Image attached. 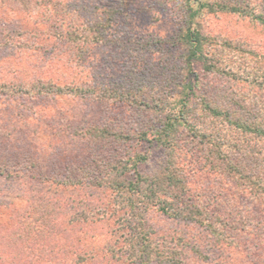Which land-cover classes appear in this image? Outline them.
Masks as SVG:
<instances>
[{
  "label": "rangeland",
  "instance_id": "rangeland-1",
  "mask_svg": "<svg viewBox=\"0 0 264 264\" xmlns=\"http://www.w3.org/2000/svg\"><path fill=\"white\" fill-rule=\"evenodd\" d=\"M14 1L0 18V264H129L130 212L101 182L122 170L127 180L151 174L165 157L187 179L184 199L251 228L234 244L214 242L196 222L149 207L146 226L173 264H264V207L208 170L189 129L171 147L154 133L166 116L199 112L211 86L251 102L264 82L253 57L264 53V0ZM60 26L82 39L51 36ZM188 29L204 38L194 59L182 43ZM41 76L68 90H10ZM136 90L145 102L116 99Z\"/></svg>",
  "mask_w": 264,
  "mask_h": 264
},
{
  "label": "trees",
  "instance_id": "trees-1",
  "mask_svg": "<svg viewBox=\"0 0 264 264\" xmlns=\"http://www.w3.org/2000/svg\"><path fill=\"white\" fill-rule=\"evenodd\" d=\"M186 1L196 2L197 0ZM14 2L24 7L28 2L33 3L34 7L42 4V2L37 3L36 0H16ZM5 5H9L7 0H0V18L2 19L4 12L1 9ZM229 10L240 13L241 8L221 7V11ZM41 16L38 14V17ZM62 17L66 20L65 14ZM50 21L51 19H48V22ZM40 23H43V20ZM75 31L76 29H73L72 34L68 28L64 29L60 26L56 30L57 34L52 31L51 36L60 40L63 38L66 41L70 38L71 41L81 40L80 34ZM95 37H90L93 42ZM203 39L199 29H188L183 35L182 43L189 47L188 51L192 59L199 57ZM256 56L263 64L259 70L264 73V53L253 55V57ZM215 62L210 64L209 72L217 71ZM217 69L221 71L222 68L218 66ZM44 79L46 81H43ZM61 84L53 83L52 77L41 76L21 88L15 87L17 90H10L14 94L21 90L34 95L50 93L57 95L63 89L68 90L65 83L61 82ZM257 85L261 86L254 96H250L251 102L245 105L242 93H231L229 85L211 86L209 92L199 100V112L191 111L190 115L184 116L182 114L184 111H182L173 116H166L165 121L159 124L154 133L158 136L161 145L171 147L173 142L179 140L177 135L181 133L179 131L189 129L187 135H190L189 139L195 149H199L198 153L204 157L208 170L213 171L212 174L215 175L218 172L219 177L231 180L235 184L236 191L248 194L253 201L264 207V82L261 81ZM79 86L72 90H82V85ZM116 99L133 105L146 101L139 94V90L130 94L129 97L118 94ZM193 119H196L198 123ZM191 123L194 126H191ZM225 128L236 130L238 135L235 137L226 135ZM190 130L193 132L190 133ZM105 132L107 130L100 133ZM165 158L153 168L151 174L143 175L137 172L135 180H127L123 176L126 170H122L116 178L111 176L101 182L115 191L116 203L123 205L131 213V215L129 213L130 218L127 219L133 223L132 233L125 246L129 264L174 263L171 250L163 249L162 244L155 242L154 232L146 226L145 213L149 207L157 208L167 216L179 220L196 222L213 237L214 242L227 241L229 244H234L238 235L240 237L246 230L251 229L245 225L246 220L240 219V223H229L225 217L211 214L207 204H200L188 198L184 199L183 196L190 191L187 179L180 178L175 160L167 162ZM4 167L6 168L4 165L0 167L3 172ZM192 248L197 255L201 256L202 253L195 245Z\"/></svg>",
  "mask_w": 264,
  "mask_h": 264
}]
</instances>
